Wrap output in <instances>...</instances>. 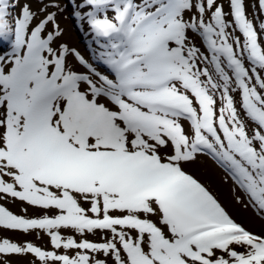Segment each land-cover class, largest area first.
<instances>
[{
	"label": "snow or ice",
	"instance_id": "6c2138e0",
	"mask_svg": "<svg viewBox=\"0 0 264 264\" xmlns=\"http://www.w3.org/2000/svg\"><path fill=\"white\" fill-rule=\"evenodd\" d=\"M227 2L0 0V229L51 246L0 238V264H264L189 170L264 218V0Z\"/></svg>",
	"mask_w": 264,
	"mask_h": 264
},
{
	"label": "bare ground",
	"instance_id": "6f19581e",
	"mask_svg": "<svg viewBox=\"0 0 264 264\" xmlns=\"http://www.w3.org/2000/svg\"><path fill=\"white\" fill-rule=\"evenodd\" d=\"M67 10H69V8ZM66 16H68L67 12H65L64 15L59 17L60 25L64 29L63 39L66 40L70 45L77 47L83 54H85L83 50L79 47V45H81L80 43H84L86 37L81 34L76 24L72 25L71 23L70 25V23L67 22L68 20L65 18ZM82 39L85 40L82 41ZM196 42L199 44V38H197ZM211 162L214 164V162L210 158L206 156H201L195 163L189 166V170L210 187V189L225 205L227 210L233 216H236L243 223V226L246 229H250L251 231H260L264 229V218H262L258 214V212L254 210L251 206L244 207L243 203L237 202V197H241V199H243V194H241L240 190L236 188L234 184H232V181L230 179L226 178V175L223 170H220L219 168L217 169ZM0 202L8 206L10 209L12 208V211H15L16 214H22L21 202H11L9 200H4ZM35 214H37L36 211L32 208H29L27 215L29 217H33L35 216ZM13 234H15L16 238H20V240L23 236L19 232L0 229V235L3 238H8ZM30 236L35 237L34 234ZM30 236H28L29 238L26 237V239L21 240L20 242L22 243L30 240ZM88 238L93 239L90 236ZM95 239H97V237ZM48 243L49 239L44 238L41 247L50 249L51 246Z\"/></svg>",
	"mask_w": 264,
	"mask_h": 264
},
{
	"label": "rangeland",
	"instance_id": "374dc122",
	"mask_svg": "<svg viewBox=\"0 0 264 264\" xmlns=\"http://www.w3.org/2000/svg\"><path fill=\"white\" fill-rule=\"evenodd\" d=\"M64 2L65 3H68V0H64ZM220 2H222V3H224V6H225V11L227 12L228 11V2H227V0H220ZM254 3H256V0H245V8H246V12H247V14H248V17H249V19H253V16H252V5L254 4ZM259 10V8H258V5H257V11ZM68 14H70L71 13V7L69 6V10H67L66 11ZM64 15V14H63ZM62 16V15H61ZM68 21V23H70V25H71V23H72V25H73V22H72V20H71V18L69 17L68 18V16H66L65 17ZM229 19H230V17H229ZM260 19H262V20H264V15H262L261 17H260ZM65 25V24H64ZM236 35H239V33L237 32L236 33ZM79 41V40H78ZM88 43V42H87ZM87 43H80L81 45H79V47L83 50V52L85 53V54H87L86 53V47H85V45L87 44ZM260 43L262 44V45H264V36H262L261 37V40H260ZM213 161V160H212ZM210 162V161H209ZM214 162V161H213ZM212 163V162H211ZM213 164V163H212ZM217 169L219 168L216 164H215V162H214V164H213ZM220 170H222L221 168H219ZM232 184H233V182H232ZM242 194V193H241ZM12 209V208H11ZM13 210V209H12ZM15 212V211H14ZM35 215H37V214H35ZM22 234V233H21ZM20 234V235H21ZM23 236H22V238H21V240H24V239H26V237H28V236H30V235H24V234H22ZM31 237V239L30 240H28V241H31V242H33L34 244H37V245H39V246H41L42 245V243H43V240H44V238H47V239H49L47 236H44L43 237V239H40V240H37V239H35V237L33 236H30ZM90 237H92V236H90ZM0 238H3L1 235H0ZM29 238V237H28ZM27 238V239H28ZM93 239H95L96 237H92ZM8 239H10L12 242H17V243H21L20 241V238H16V236H15V234H13V235H11L10 237H8ZM49 244V243H48Z\"/></svg>",
	"mask_w": 264,
	"mask_h": 264
}]
</instances>
